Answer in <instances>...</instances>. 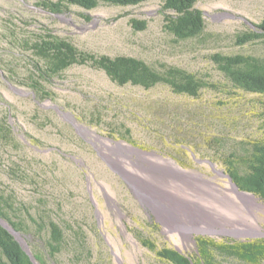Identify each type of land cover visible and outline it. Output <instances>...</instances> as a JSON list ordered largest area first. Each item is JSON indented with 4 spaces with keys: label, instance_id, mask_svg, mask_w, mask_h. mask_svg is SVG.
Segmentation results:
<instances>
[{
    "label": "rangeland",
    "instance_id": "1",
    "mask_svg": "<svg viewBox=\"0 0 264 264\" xmlns=\"http://www.w3.org/2000/svg\"><path fill=\"white\" fill-rule=\"evenodd\" d=\"M48 1L54 0H0V195L14 199L32 229L33 217L46 219L66 236L62 251L50 257L41 235L28 233L23 238L32 242L30 249L45 255L47 264H121L117 253L124 264H172L158 251L194 259L199 238L222 244L264 240V233L242 238L203 231L187 247L175 246L170 240L173 234L179 239L178 233L168 232L145 193L130 182L129 171L143 169L140 157L116 145L123 142L210 177L214 163L230 176L227 156L234 146L242 154L246 144L262 138L264 96L234 88L210 56L264 59V39L236 41L258 32L252 25L264 20V0H197L205 29L187 41L165 30L171 12L163 11V0L91 11L73 6L61 14L45 10ZM133 19L146 21V30L136 31ZM51 36L97 57L126 56L158 70L208 76L218 89L190 98L163 84L149 90L119 86L103 71L74 65L43 81L50 97L38 100L27 85L37 76L36 62L43 64L33 48ZM217 255V264H251Z\"/></svg>",
    "mask_w": 264,
    "mask_h": 264
},
{
    "label": "trees",
    "instance_id": "2",
    "mask_svg": "<svg viewBox=\"0 0 264 264\" xmlns=\"http://www.w3.org/2000/svg\"><path fill=\"white\" fill-rule=\"evenodd\" d=\"M146 1L54 0L44 3L42 7L55 14H61L73 6L91 11L101 5L133 7ZM163 3V11L171 12L166 15L164 28L176 39L187 41L203 34L205 19L203 12L196 7L197 0H163ZM131 25L136 31L141 32L147 28L146 21L137 19H133ZM257 26L258 32L251 31L239 35L236 39L237 43L246 45L254 40L264 39V20ZM33 50L43 61V64L36 62L35 73L37 76L32 77L27 85L34 90L38 100L50 97L43 86V81L59 77L74 65H90L103 71L111 78L112 82L119 86L130 84L149 90L163 84L169 86L175 94L190 98L198 99L202 91L208 88L215 91L218 89L217 85L208 81V76L165 66L158 70L139 59L126 56L97 57V55L79 50L67 40L53 36L37 42ZM210 60L234 88L264 96V59L242 54L233 56L212 54ZM261 129L262 138L246 144L242 154H239L238 147L234 146L232 153L227 156V163L230 168L228 174L237 183L240 191L253 193L264 201V123ZM217 143L220 144L219 141ZM0 217L4 218L22 237L27 236L28 233L41 235L42 244L48 249L50 257H54L62 251L66 237L63 228L46 219L38 222L33 217L35 229H32L18 214L16 203L12 197L0 195ZM27 243L32 246V242ZM145 243L151 250H155L156 247L153 244ZM197 245L198 253L194 259L179 253V251L168 249L158 251L157 256L172 264H217L218 253L237 257V259L251 264H259V261L264 258V240L254 243L230 242L222 244L214 240L199 238ZM25 251L15 237L0 224V264H35ZM32 253L38 263L47 264L48 258L41 252L36 250Z\"/></svg>",
    "mask_w": 264,
    "mask_h": 264
},
{
    "label": "bare ground",
    "instance_id": "3",
    "mask_svg": "<svg viewBox=\"0 0 264 264\" xmlns=\"http://www.w3.org/2000/svg\"><path fill=\"white\" fill-rule=\"evenodd\" d=\"M123 150L140 157V173L129 171L131 184L145 193L168 232L171 242L187 247L197 232H228L240 237L262 235L264 202L253 193L242 192L224 173V168L211 163L215 176L200 171L184 170L172 159L152 155L131 145L117 142ZM124 264L120 253H117Z\"/></svg>",
    "mask_w": 264,
    "mask_h": 264
},
{
    "label": "water",
    "instance_id": "4",
    "mask_svg": "<svg viewBox=\"0 0 264 264\" xmlns=\"http://www.w3.org/2000/svg\"><path fill=\"white\" fill-rule=\"evenodd\" d=\"M253 28L258 30V26L253 24L252 25ZM232 180L233 178L231 176H229ZM234 182V181H233ZM235 183V182H234ZM235 185L238 187L237 183H235ZM240 190V189H239ZM243 192V191H242ZM249 193V192H247ZM0 224L7 230L9 231L14 237L15 239L19 242V244L26 250L25 252L31 257V259L33 260V262L35 264H40L36 261L35 257L33 256V253L31 252L32 250L30 249L29 244L27 243V241L22 237L21 234H19V232L13 228L11 225H9L4 218L0 217Z\"/></svg>",
    "mask_w": 264,
    "mask_h": 264
}]
</instances>
